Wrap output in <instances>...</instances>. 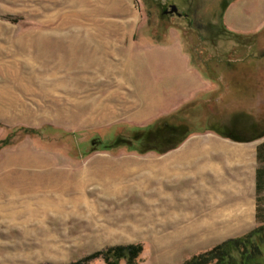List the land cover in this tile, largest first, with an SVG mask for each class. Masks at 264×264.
Here are the masks:
<instances>
[{"label": "rangeland", "instance_id": "rangeland-1", "mask_svg": "<svg viewBox=\"0 0 264 264\" xmlns=\"http://www.w3.org/2000/svg\"><path fill=\"white\" fill-rule=\"evenodd\" d=\"M231 1L0 0V264H71L127 247L140 249L137 264H183L256 226L246 178L216 173L222 141L244 148L245 166L264 135V80L247 76L264 69V47L250 55L253 38L223 29ZM171 50L210 78V94L173 103L178 77L158 70ZM182 152L174 180L157 184L152 163ZM84 171L82 186L56 182ZM18 177L54 188L34 191L59 205L12 196ZM202 222L216 230L175 233Z\"/></svg>", "mask_w": 264, "mask_h": 264}, {"label": "crops", "instance_id": "crops-1", "mask_svg": "<svg viewBox=\"0 0 264 264\" xmlns=\"http://www.w3.org/2000/svg\"><path fill=\"white\" fill-rule=\"evenodd\" d=\"M221 26L229 32L238 37L253 38L254 44L247 46L248 50L250 46L253 47L248 53L255 55L257 50H261L259 47H264V39L256 41V36L264 32V0H232L226 6L221 16ZM260 44L262 46H260ZM254 57V56H253ZM264 58V54L260 59ZM252 60V61H251ZM249 60V64L254 63L257 66L258 62L255 59ZM158 70L173 72L177 75L176 81L172 82L168 89H171L168 94H172L173 103L181 106L190 102L192 96L207 95L213 90V84L210 82V78L202 76L200 73H196L191 69L190 58L182 54L180 50H171L164 53L160 61L158 62ZM259 69V70H258ZM257 76L261 80H264V69L259 67L254 68V71L249 72L247 76ZM223 76L219 77L220 80ZM252 88V87H251ZM217 89V88H216ZM253 91L255 88H252ZM230 94L233 93L229 88ZM257 95L260 92L264 93V81L257 87ZM236 144V146L227 141L220 143V150L222 151L221 169L217 170V176L222 174L224 168L230 167L231 172L236 171L234 177L230 179V183L238 185L242 182V179L246 178L248 191L250 193V208L252 215V222L257 224L258 212L257 208L264 209V135L258 136L254 142L248 147L251 153L249 157V165H244L242 161L244 157L241 155L243 147ZM228 152L230 156L227 157ZM161 156V155H160ZM242 156V158H241ZM188 157L186 152L175 155H162V158L152 163V177L158 184H168L174 179L172 178L171 169L175 168L177 162L183 163ZM238 167V168H237ZM235 168H237L235 170ZM246 170V172H245ZM222 180V177L221 179ZM221 185V183H220ZM260 216V214H259Z\"/></svg>", "mask_w": 264, "mask_h": 264}, {"label": "trees", "instance_id": "trees-1", "mask_svg": "<svg viewBox=\"0 0 264 264\" xmlns=\"http://www.w3.org/2000/svg\"><path fill=\"white\" fill-rule=\"evenodd\" d=\"M260 36L264 39V32L256 36V41L261 39ZM256 210L258 223L248 233L228 239L209 251L192 256L183 264H264V209L258 207ZM139 254L138 247L112 249L71 264H91L97 259L104 264H120L121 262L137 264Z\"/></svg>", "mask_w": 264, "mask_h": 264}, {"label": "bare ground", "instance_id": "bare-ground-1", "mask_svg": "<svg viewBox=\"0 0 264 264\" xmlns=\"http://www.w3.org/2000/svg\"><path fill=\"white\" fill-rule=\"evenodd\" d=\"M62 66V65H60ZM57 67V66H56ZM62 68V67H61ZM61 70V69H60ZM109 70V69H107ZM106 72V70H105ZM55 74V73H54ZM35 165L37 166H40V167H43L45 166V164L43 162H37V163H34ZM9 166V165H8ZM104 168L100 167V170H103ZM118 170V168H117ZM109 175V174H108ZM150 175V173H149ZM89 176V173L86 171L82 172L79 174V176H66V177H63L62 178V181L59 182V179L56 180L57 183L61 184L64 188V190H68L70 189L71 187H78L79 186H82L85 182H87L88 180H90V178L88 177ZM19 178V177H18ZM40 183V182H39ZM37 183V184H39ZM13 186L11 187V189H9V191L11 192V195L13 196H18L20 192H25L27 194L30 195V197L35 200V203H37V205H41V207H43L42 211L44 210V207H48V206H51V205H59V201L57 202H54L53 198L52 200H50V198H44V199H39V197L36 195L37 192H39V190L41 191L42 189H51V190H54V188H51L49 186H41L39 185V187H36V188H30L29 186H32L35 184L32 183L29 181V180H23L22 177H20L19 179L15 180L13 183ZM59 184H56V185H59ZM77 185V186H76ZM41 186V187H40ZM28 187V188H27ZM34 190H38L37 192L34 191ZM31 191V192H30ZM15 198V197H14ZM60 198V197H59ZM21 206V205H20ZM24 206V205H23ZM13 208V207H12ZM26 211H28L29 213L30 212H33L34 210L30 207V204L28 206L25 207ZM21 215V214H20ZM11 216V215H10ZM200 228H208L210 229L211 231H215V226L214 224H211V223H197V224H194V226L192 227H186V228H178L176 230L175 233H179V232H188V231H196V230H199ZM174 235V234H173ZM172 235V236H173Z\"/></svg>", "mask_w": 264, "mask_h": 264}, {"label": "flooded vegetation", "instance_id": "flooded-vegetation-1", "mask_svg": "<svg viewBox=\"0 0 264 264\" xmlns=\"http://www.w3.org/2000/svg\"><path fill=\"white\" fill-rule=\"evenodd\" d=\"M175 13V11L174 10H172L171 12H163V14H167V15H173Z\"/></svg>", "mask_w": 264, "mask_h": 264}, {"label": "water", "instance_id": "water-1", "mask_svg": "<svg viewBox=\"0 0 264 264\" xmlns=\"http://www.w3.org/2000/svg\"><path fill=\"white\" fill-rule=\"evenodd\" d=\"M171 9H172V10H175V8H174V7H172Z\"/></svg>", "mask_w": 264, "mask_h": 264}]
</instances>
